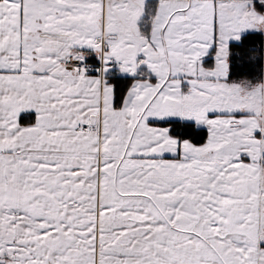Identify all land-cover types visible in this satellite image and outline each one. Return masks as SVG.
<instances>
[{"label":"snow or ice","instance_id":"6c2138e0","mask_svg":"<svg viewBox=\"0 0 264 264\" xmlns=\"http://www.w3.org/2000/svg\"><path fill=\"white\" fill-rule=\"evenodd\" d=\"M0 264H264V0H0Z\"/></svg>","mask_w":264,"mask_h":264}]
</instances>
